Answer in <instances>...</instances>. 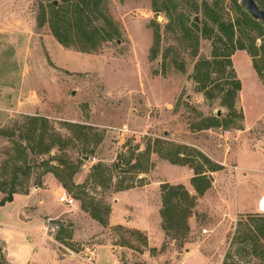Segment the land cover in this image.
I'll return each instance as SVG.
<instances>
[{"label": "rangeland", "instance_id": "rangeland-1", "mask_svg": "<svg viewBox=\"0 0 264 264\" xmlns=\"http://www.w3.org/2000/svg\"><path fill=\"white\" fill-rule=\"evenodd\" d=\"M76 1L0 0V189L21 192L50 177L74 198L50 232L60 259L222 264L237 222L264 214L257 211L264 198V89L249 54L234 49L230 57L241 84L234 115L221 103L227 70L211 68V98L194 80L198 62L228 47L212 19L237 18L234 0H102L100 14L88 15L92 25L108 29L106 18L119 37L90 53L62 47L48 26L50 4L69 21ZM255 2L264 10V0ZM247 29L235 26V48L264 43ZM212 117L223 124L195 130ZM34 126L43 144L60 146L38 154ZM175 146L196 167L219 168L206 173L211 186L203 195L191 186L192 169L163 158L172 159ZM165 183L196 198L185 234L162 229ZM125 186L131 188L119 190ZM240 247L233 245L229 263L264 264Z\"/></svg>", "mask_w": 264, "mask_h": 264}, {"label": "trees", "instance_id": "trees-1", "mask_svg": "<svg viewBox=\"0 0 264 264\" xmlns=\"http://www.w3.org/2000/svg\"><path fill=\"white\" fill-rule=\"evenodd\" d=\"M101 1L102 0H77L75 5L72 6L74 18L69 21L66 12L61 11L59 8L50 4L51 11L48 18V26L53 37L62 47L69 48L73 46L82 53H90L96 51L102 43L119 37V33L115 26L112 25V23L106 18V24H111L108 29L106 27H97L92 25V22L88 15H90V13H92L93 11L100 14L99 4L101 3ZM233 2L239 15L237 18L228 23L218 17L212 19V23L216 27L217 32L225 37L224 40H226V42L228 43V47H225V51L222 52H217L215 49H213L214 51L212 53L211 61L203 60L198 62L194 69V80L199 84V89L204 93L205 97L211 98L212 96L209 95L210 91L209 89H207V82L209 80L211 68H217L218 70L222 69L223 72L227 70L228 80L225 83L226 87L220 89L222 94L221 103L234 115L236 114L234 110V101L241 89V84L235 76L230 60L232 51L234 49L247 51L251 58L252 67L264 89V43H262L260 47L257 48L254 46L253 42H251L249 46H246L244 43L245 41H240L238 46L235 48V46L233 45V38L235 33L234 28L235 26L240 27L242 25L243 27L248 28L247 30L249 32L255 31L257 33V38H263L264 27L260 22L253 20L244 11V9L236 3L235 0ZM179 18H177V20L183 19L184 16L180 14ZM168 19L169 22L174 21V18L170 13H168ZM44 21L45 17L43 14L40 24H42ZM194 26L196 27L195 24ZM206 26L207 25L204 26V30ZM218 40L221 41V39L219 38ZM203 68H205V73L201 75V69ZM37 120L38 119H33L32 121L35 124ZM204 123L205 124L196 127L195 130L201 131L223 124H221L218 119L214 117L206 119ZM31 129L32 140L34 139L33 134L37 131L39 132L37 135L38 141L35 142L34 146V149H38V154L48 153L55 146H60L56 141H52L49 144H43V135L39 128L34 126ZM175 147L176 150L173 153L174 157L172 159L167 156H164L163 158L167 159L171 164L182 166L187 165L190 169H192L194 172V176L190 180L191 186L193 187L196 195H203L204 192L207 191L211 186L210 177L207 176L206 173L216 172L219 168L215 165H212L211 162L200 153H198V157L202 158L205 163L212 166L208 167L207 171L203 170L201 167H196L191 163L192 161H186L182 159V157H180L181 147ZM168 156H170V154H168ZM24 174L28 176L29 169L28 172H24ZM56 176L59 178L57 174ZM63 186L67 188L66 185ZM130 188V186H125L121 187L119 190L124 191ZM160 190L162 197V208L160 211V216L162 220L163 231L166 234H170V231H175L176 233L180 234L187 233L189 229L187 225V219L188 217H190L192 209L195 207V196L190 195L184 188V186L180 184H161ZM27 191L28 190L25 188L21 192L26 193ZM0 192L6 194V196L0 201V206L6 202H10L12 199V195L18 193L14 189L9 191L8 193H5L4 190L0 189ZM85 208L86 210H88L87 207ZM89 212L92 219L101 222L97 210L89 209ZM236 226L237 227L235 234L232 237L222 264H235L229 263L228 261V259L230 258L229 251L234 244L241 246L240 248H238L240 251L246 250V246L250 247L249 252L247 253H250L261 261H264V214L249 215L246 217L245 222L238 221ZM0 264H10L6 261L1 247Z\"/></svg>", "mask_w": 264, "mask_h": 264}, {"label": "crops", "instance_id": "crops-1", "mask_svg": "<svg viewBox=\"0 0 264 264\" xmlns=\"http://www.w3.org/2000/svg\"><path fill=\"white\" fill-rule=\"evenodd\" d=\"M60 192L56 181L46 177L41 186L32 185L26 193H15L10 202L0 206V247L8 263L80 264L68 255L59 258L61 251L49 231L54 221L66 220L69 207L58 203ZM3 198L0 192V201ZM100 262L106 264L108 260L104 257Z\"/></svg>", "mask_w": 264, "mask_h": 264}, {"label": "water", "instance_id": "water-1", "mask_svg": "<svg viewBox=\"0 0 264 264\" xmlns=\"http://www.w3.org/2000/svg\"><path fill=\"white\" fill-rule=\"evenodd\" d=\"M240 6L255 21L264 27V10L260 9L255 0H239ZM55 5V2L54 4Z\"/></svg>", "mask_w": 264, "mask_h": 264}, {"label": "built area", "instance_id": "built-area-1", "mask_svg": "<svg viewBox=\"0 0 264 264\" xmlns=\"http://www.w3.org/2000/svg\"><path fill=\"white\" fill-rule=\"evenodd\" d=\"M57 200L58 203L68 207L72 206L74 203V198H72L68 193L63 190L57 195ZM262 204H264V198H261L257 204V211L259 213H264V207H262ZM57 228V225L51 226L49 228V231L54 232L55 230H58Z\"/></svg>", "mask_w": 264, "mask_h": 264}, {"label": "snow or ice", "instance_id": "snow-or-ice-1", "mask_svg": "<svg viewBox=\"0 0 264 264\" xmlns=\"http://www.w3.org/2000/svg\"><path fill=\"white\" fill-rule=\"evenodd\" d=\"M262 207H264V204H262Z\"/></svg>", "mask_w": 264, "mask_h": 264}]
</instances>
